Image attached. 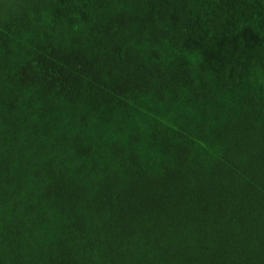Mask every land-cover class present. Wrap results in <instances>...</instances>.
Masks as SVG:
<instances>
[{
    "label": "trees",
    "instance_id": "obj_1",
    "mask_svg": "<svg viewBox=\"0 0 264 264\" xmlns=\"http://www.w3.org/2000/svg\"><path fill=\"white\" fill-rule=\"evenodd\" d=\"M0 264H264V0H0Z\"/></svg>",
    "mask_w": 264,
    "mask_h": 264
}]
</instances>
